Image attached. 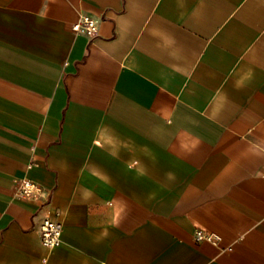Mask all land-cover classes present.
<instances>
[{"label": "crops", "instance_id": "0c3cea01", "mask_svg": "<svg viewBox=\"0 0 264 264\" xmlns=\"http://www.w3.org/2000/svg\"><path fill=\"white\" fill-rule=\"evenodd\" d=\"M0 264H264V0H0Z\"/></svg>", "mask_w": 264, "mask_h": 264}, {"label": "built area", "instance_id": "2783aa9c", "mask_svg": "<svg viewBox=\"0 0 264 264\" xmlns=\"http://www.w3.org/2000/svg\"><path fill=\"white\" fill-rule=\"evenodd\" d=\"M71 29L76 34L94 38L97 35V21L90 15L81 13L78 19L72 23ZM12 192L15 198L24 201L29 199H41L43 196V188L27 178L14 179ZM60 233L61 224L45 218L39 227L40 243L46 249L51 250L60 244ZM194 238L196 241L202 239L211 240L213 236L210 233L197 230L194 234Z\"/></svg>", "mask_w": 264, "mask_h": 264}]
</instances>
